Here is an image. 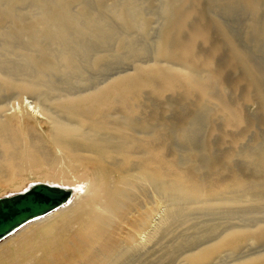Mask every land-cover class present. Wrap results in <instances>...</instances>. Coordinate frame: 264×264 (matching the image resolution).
Returning a JSON list of instances; mask_svg holds the SVG:
<instances>
[{
  "label": "bare ground",
  "instance_id": "1",
  "mask_svg": "<svg viewBox=\"0 0 264 264\" xmlns=\"http://www.w3.org/2000/svg\"><path fill=\"white\" fill-rule=\"evenodd\" d=\"M166 1L144 64L129 34L148 27L138 4L0 0V201L37 186L70 193L0 241V264H264V136L243 145L252 100L264 124V0ZM243 10L241 37L224 19ZM122 60L132 72L115 76ZM227 71L240 72L241 104ZM147 96H179L200 114L174 124ZM208 116L231 137L220 161L200 146ZM240 159L254 179L233 170Z\"/></svg>",
  "mask_w": 264,
  "mask_h": 264
},
{
  "label": "rangeland",
  "instance_id": "2",
  "mask_svg": "<svg viewBox=\"0 0 264 264\" xmlns=\"http://www.w3.org/2000/svg\"><path fill=\"white\" fill-rule=\"evenodd\" d=\"M103 4L105 6H111L112 5V0H102ZM128 1V0H124ZM131 3L138 4L139 7L142 9L143 14L148 20V27L146 31L141 32L137 31L135 29L131 30L129 34L133 36L134 40V46L137 48H144L147 50V56L145 58L139 59L138 61H135L137 63H151L150 61L152 60V55L151 50L153 51L154 48L152 46H155L156 42L159 39L160 32L162 29V26L164 25V18L165 16L163 14V9L167 4L166 0H129ZM94 5L91 3L90 7L91 9H95L93 7ZM74 9L77 10L76 7H73ZM34 10L33 7H23L21 9V12L26 14L29 13V11ZM75 10V11H76ZM244 11V10H243ZM239 12L238 16H236L233 20L232 18H225L224 21L228 23V25L231 27L232 30H234L236 33H238L241 37H243V34H245L248 26V19H250V15L247 14L245 11L244 12ZM246 16H243L245 15ZM215 15L210 13L209 18L214 17ZM218 17V16H217ZM238 19V20H237ZM164 20V21H163ZM242 34V35H241ZM213 41L218 39V36L215 34V32L212 33ZM244 39V38H243ZM155 42V43H154ZM154 43V44H153ZM199 51L202 53H205L208 51V47L205 46H198ZM149 49V50H148ZM227 49H224L222 51V54L217 57V63L219 64H226L228 60V52L226 51ZM150 52V53H149ZM124 61V62H123ZM123 64V65H122ZM133 64V60H122L116 62L113 66V74L119 75V74H124V73H131V66ZM119 69V70H118ZM240 76V77H239ZM238 77L239 79L241 78L240 72L233 73L231 71L226 72V91L229 97L231 98L232 101H236L237 103L241 104L243 103V96H244V91H245V86L243 83H240L238 86H235L238 83ZM101 79V77H100ZM151 105L157 109L160 113H165L167 117H170L174 124L179 125L182 121L181 117H179V114L182 112H190V111H195L197 114H200L195 107L191 105H187V103L183 102L179 96H174L171 100L169 101H163V100H157L153 98H149ZM185 103V104H184ZM150 106V104H148ZM247 112L249 113V116L251 117L252 120H254L253 124V129L250 130L249 132H246L244 137V147H248L247 149H250L252 145L254 144L256 137L257 136H264V124L262 118L259 116V110H258V104L256 101L252 100L247 107ZM211 127L215 129L214 133H211ZM225 127L223 126L222 122L216 120L212 116H208L205 122L202 124L201 127V134H200V146L201 144L204 145L207 143V145L210 148L211 154L216 158L217 160H222L226 150L230 149V144L228 139H224L222 137V134L224 133ZM230 136H235L232 132H230ZM240 159L234 166L233 170L243 179H254V175L249 172L244 166V162L241 161ZM83 189L85 192L89 189V185L87 183L82 184ZM83 191V192H84ZM2 198V197H0ZM161 210H164V205L163 209L161 206ZM163 213V212H162ZM202 214V215H201ZM199 213L197 216H195L197 219H195L197 222H208V221H214V223L218 222H226V219L223 220L221 216H216V215H206L205 213ZM255 217L257 219H264V209L258 211L255 214ZM235 223H237V220H233Z\"/></svg>",
  "mask_w": 264,
  "mask_h": 264
},
{
  "label": "water",
  "instance_id": "3",
  "mask_svg": "<svg viewBox=\"0 0 264 264\" xmlns=\"http://www.w3.org/2000/svg\"><path fill=\"white\" fill-rule=\"evenodd\" d=\"M70 193L57 188L37 186L24 196L0 201V241L25 223L42 217L65 204Z\"/></svg>",
  "mask_w": 264,
  "mask_h": 264
}]
</instances>
